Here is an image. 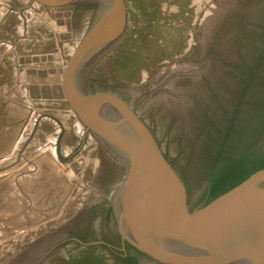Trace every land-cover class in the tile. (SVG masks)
<instances>
[{"label": "rangeland", "instance_id": "1", "mask_svg": "<svg viewBox=\"0 0 264 264\" xmlns=\"http://www.w3.org/2000/svg\"><path fill=\"white\" fill-rule=\"evenodd\" d=\"M7 1L0 0V264H28L37 244L94 219V209L118 187L124 170L97 140L78 133L80 124L62 102L61 71L89 11ZM124 4L126 28L136 33H128L109 56L111 69L117 80L134 82L129 87L146 94L132 97L126 91L121 97L142 113L182 173L194 172L200 147L230 155L233 113L238 131L262 91L263 76L250 68L264 64V0ZM175 64L200 67L198 78L178 75L172 85H162L170 77L165 69ZM153 84H161L171 99L177 90L179 102L168 108L154 101L155 94L148 95ZM91 86L117 94L113 90L121 84L102 78ZM43 264L106 263L96 249L58 241Z\"/></svg>", "mask_w": 264, "mask_h": 264}, {"label": "water", "instance_id": "2", "mask_svg": "<svg viewBox=\"0 0 264 264\" xmlns=\"http://www.w3.org/2000/svg\"><path fill=\"white\" fill-rule=\"evenodd\" d=\"M85 1L29 0L49 9ZM101 1L105 5L102 17L62 70L61 93L62 102L86 132L108 146L126 167L116 188L121 195L118 229L122 238L160 264H264V169L193 208L182 179L142 113L110 90L87 89L84 77L74 79L92 51L110 48L126 30L124 0ZM79 163L83 166L85 160ZM58 241L64 244L71 239L65 233L51 235L34 247L36 257H29L28 264H43ZM43 244L46 250L38 253Z\"/></svg>", "mask_w": 264, "mask_h": 264}, {"label": "flooded vegetation", "instance_id": "3", "mask_svg": "<svg viewBox=\"0 0 264 264\" xmlns=\"http://www.w3.org/2000/svg\"><path fill=\"white\" fill-rule=\"evenodd\" d=\"M73 6L81 10L83 9L89 11L85 16L84 22L82 23L83 27L81 29L82 35L80 39L82 40L98 24L105 10V5L101 0H87ZM132 32L136 33L135 28H126L124 32L125 36L123 35L116 44H114L110 48H103L97 51H92L86 57V59L81 62L82 65L76 69V72L74 73V79L80 80L82 79V77H84L87 89L90 90H96L91 86L96 79L103 78L108 83H115L117 85L121 84L120 87H117L115 88V90H113H119L117 92V95H119L121 89H125L129 87V85L134 84V82H123L117 80L118 78L115 77L112 72L109 59L110 55L111 57L115 56L112 54L113 52H115L116 48L119 47L118 44L121 42V40L127 37L129 35L128 33ZM94 74L99 75V77H95ZM144 78L146 80H149L146 75ZM88 134L86 135L88 136ZM97 143L100 144V146L106 152H108L110 156H112V159L117 164H120L121 168H123L124 172L121 178L123 179L126 170L125 165L116 159V155L108 146L98 141ZM204 149H206L205 146L199 148L198 152L200 155L198 154V161L193 166V173H190L187 170L186 172H184V174L175 168L185 185L188 203L191 204L193 208L198 207L197 203L200 201V199L204 196H207L211 178L216 175L217 171L228 160V153H223V151L219 150H214L211 152L209 151L205 153ZM171 164L173 165L172 162ZM120 208L121 195L119 192L116 193L115 189L111 192V195L103 204H100L99 207L94 209L93 214L96 215L94 219L88 220L83 225L76 227L74 231L71 230L70 233H67L68 238L71 239L70 242L74 244L76 248H82L85 251H92L96 249L99 255L102 256L103 261L106 264H160L148 255L139 251L137 248H135L122 238L118 229V211ZM81 243L93 245L84 247L81 245Z\"/></svg>", "mask_w": 264, "mask_h": 264}, {"label": "trees", "instance_id": "4", "mask_svg": "<svg viewBox=\"0 0 264 264\" xmlns=\"http://www.w3.org/2000/svg\"><path fill=\"white\" fill-rule=\"evenodd\" d=\"M264 64L261 69L250 68V73L258 76V71L263 80L262 91L258 94L255 108L249 113V118L238 131H234V120L237 110L233 113L228 124V148L232 149L228 160L210 180L207 196L197 203L205 205L218 196L230 191L250 175L264 169ZM263 69V70H262ZM262 70V71H261ZM231 143V144H230Z\"/></svg>", "mask_w": 264, "mask_h": 264}, {"label": "bare ground", "instance_id": "5", "mask_svg": "<svg viewBox=\"0 0 264 264\" xmlns=\"http://www.w3.org/2000/svg\"><path fill=\"white\" fill-rule=\"evenodd\" d=\"M6 2H8L7 0H6ZM5 2V3H6ZM28 3V2H27ZM36 7V6H35ZM57 11V10H56ZM23 25H24V23H23ZM61 26V25H60ZM25 28V27H24ZM72 35V34H71ZM68 46V45H67ZM68 52H71V51H68ZM103 58V57H102ZM107 69V68H106ZM165 71H168V72H170L169 73V78L168 79H166L165 80V82H164V84H162V85H165L167 82L170 84V85H172L173 83H172V81L171 80H173L174 81V79L176 78V76H185V77H189V78H191V80L193 79H197L198 78V74H199V71H200V67H198V68H194L193 66H191V65H184V66H182V65H176L175 64V66L174 65H172L171 67H168V68H166L165 69ZM191 72H194V73H191ZM61 73H62V71H61ZM150 94H148L149 96L151 95H153V94H155V96L152 98L154 101H157V102H161V103H163V104H165V106L167 105L168 106V108L170 107V106H174V104L176 103L175 101L177 100V102H179L178 101V91L177 90H175L174 91V89H173V91H174V93L177 95L176 97H173V99H171L172 97L171 96H169V93H167L165 90L164 91H161V92H159V90H161L162 89V86H161V84H160V86H158L157 84H153V85H151L150 87ZM163 88H171V86H166V87H163ZM141 89H137L136 90V88L135 87H129V89L128 90H121L120 92H119V95L120 96H125V94H126V91H127V93L129 92V94H131V96L132 97H139V96H144L143 94H142V92L141 93H139V91H140ZM154 90V91H153ZM151 102H153V101H151ZM131 106H132V104H131ZM166 106V107H167ZM74 116L75 117V119L74 120H77V122H78V124H80V126H79V130H77L78 131V133L83 137V136H86V134H88L87 132H86V129H85V127L83 126V124L78 120V118L75 116V114L73 113V112H71V116ZM75 122V121H74ZM76 124V123H75ZM78 129V128H77ZM57 131V130H56ZM78 135V134H77ZM88 136H90V139L93 137L91 134H88ZM52 139V138H51ZM94 139V138H93ZM50 141V140H49ZM93 141V140H92ZM54 143V140H52V144ZM49 145H51V144H49ZM52 150H53V152H54V147L52 148ZM67 150V149H66ZM68 151V150H67ZM65 152V151H64ZM66 153V152H65ZM54 155V154H53ZM44 248V247H43ZM18 262V261H17Z\"/></svg>", "mask_w": 264, "mask_h": 264}]
</instances>
